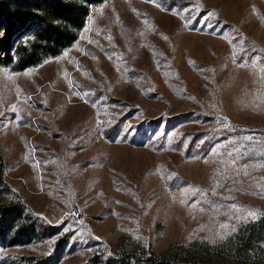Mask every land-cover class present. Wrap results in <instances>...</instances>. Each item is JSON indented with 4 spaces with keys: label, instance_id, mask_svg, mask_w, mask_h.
I'll use <instances>...</instances> for the list:
<instances>
[{
    "label": "rangeland",
    "instance_id": "obj_1",
    "mask_svg": "<svg viewBox=\"0 0 264 264\" xmlns=\"http://www.w3.org/2000/svg\"><path fill=\"white\" fill-rule=\"evenodd\" d=\"M0 157L4 195L57 229L0 239V262L86 264L139 244L164 253L257 221L264 0L91 5L61 56L0 66Z\"/></svg>",
    "mask_w": 264,
    "mask_h": 264
},
{
    "label": "trees",
    "instance_id": "obj_2",
    "mask_svg": "<svg viewBox=\"0 0 264 264\" xmlns=\"http://www.w3.org/2000/svg\"><path fill=\"white\" fill-rule=\"evenodd\" d=\"M104 1L0 0V66L23 71L61 56L80 38L90 6ZM15 41L18 46L13 49ZM4 186L1 171V240L17 246L57 234V229L33 215L21 201L6 197ZM0 264H56V260L21 256ZM86 264H264V213L221 242L195 240L189 245H174L164 253L144 244L116 251L101 248Z\"/></svg>",
    "mask_w": 264,
    "mask_h": 264
},
{
    "label": "snow or ice",
    "instance_id": "obj_3",
    "mask_svg": "<svg viewBox=\"0 0 264 264\" xmlns=\"http://www.w3.org/2000/svg\"><path fill=\"white\" fill-rule=\"evenodd\" d=\"M209 15H214V13H210Z\"/></svg>",
    "mask_w": 264,
    "mask_h": 264
}]
</instances>
